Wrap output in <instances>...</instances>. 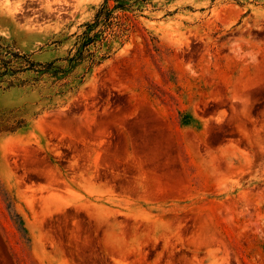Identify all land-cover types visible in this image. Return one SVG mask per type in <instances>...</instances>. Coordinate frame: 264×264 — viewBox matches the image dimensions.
Instances as JSON below:
<instances>
[{
	"label": "rangeland",
	"instance_id": "374dc122",
	"mask_svg": "<svg viewBox=\"0 0 264 264\" xmlns=\"http://www.w3.org/2000/svg\"><path fill=\"white\" fill-rule=\"evenodd\" d=\"M0 8V264H264V0Z\"/></svg>",
	"mask_w": 264,
	"mask_h": 264
},
{
	"label": "bare ground",
	"instance_id": "6f19581e",
	"mask_svg": "<svg viewBox=\"0 0 264 264\" xmlns=\"http://www.w3.org/2000/svg\"><path fill=\"white\" fill-rule=\"evenodd\" d=\"M64 1H66V0H64ZM1 10H2V9L0 8V13H2ZM16 11H17V10H16ZM8 13H9V14H14L12 11H9Z\"/></svg>",
	"mask_w": 264,
	"mask_h": 264
}]
</instances>
